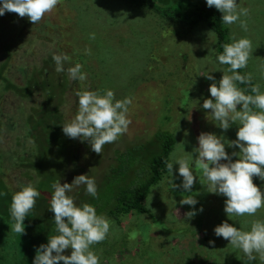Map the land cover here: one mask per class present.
<instances>
[{
	"label": "rangeland",
	"instance_id": "rangeland-1",
	"mask_svg": "<svg viewBox=\"0 0 264 264\" xmlns=\"http://www.w3.org/2000/svg\"><path fill=\"white\" fill-rule=\"evenodd\" d=\"M131 2L135 6L130 5ZM239 2L241 7L249 10L247 16L241 17L247 24V31L241 28L239 21L227 25L230 35L227 43L231 42L232 34L237 39L247 37L252 41V53L243 70L264 92V0ZM46 15L52 22L56 21L55 28H33L28 17H23V21L0 22V63L8 58L0 78V117L19 121L17 133L15 130L10 132L6 127L2 129L0 125V139L5 151L23 152L27 149H23V141L19 142L20 138L17 137L21 136L23 122L28 115L25 111H34L40 116L39 111L50 96L47 90L61 89L62 83H53L58 81L62 72L55 70L53 77H46L48 89L41 86L44 76L38 75L40 84L28 97L14 88L6 90V84L24 85L27 76L23 77L22 68L32 71L41 69L50 54L66 53L74 61L66 62L65 70L71 64L81 63L88 76L86 81H79L73 87L69 85L66 92L62 95V92L56 93L50 100L53 107L56 102L60 105L63 124L71 122L77 114L79 105L76 93L87 84V88L92 84L90 89L101 92L114 90L116 99L132 97L128 133L113 143L105 144L101 153L92 151L89 141L69 138L66 145L57 144L53 150L48 147L42 150L33 148L35 153L30 158L32 162L39 159V164L47 173L43 175L47 185L56 182L53 179L69 169L71 174L66 172L60 179L62 184L71 183L76 176L86 173L95 179L97 196L89 195L88 198L86 192L79 191L76 193V203L92 204L98 214H104L112 221L107 238L92 246L100 257V264H264V259L255 253L256 260L248 262L241 250L214 233V228L225 220L236 226L243 224L244 230H249L252 221L264 220V208L258 210L255 216H234L230 220L224 211L226 197L209 193L199 177L193 191L187 193L183 189L170 187L171 174L168 172L161 181L150 184V192L144 203L146 212L136 211L133 214V211L125 213L122 210L129 202L133 203L130 198L125 199L128 187L130 194L141 193L147 181L156 174L144 157L156 145L157 133L165 132L166 136L170 135L168 132L175 134L170 159L174 152L190 155L183 151L184 147L186 152L193 153L195 159L198 155L194 152L198 147L197 137L202 132L223 134L229 140L236 139L239 122L223 132L212 120L211 110L201 107L204 99L211 98L208 89L214 82L208 80L206 75L211 74L219 81L223 71L228 68L215 60V56L222 52L217 34L206 25L199 26L197 32H178L177 28L164 25V20H158L150 9H140L134 0H60L56 8ZM57 18L71 20V24H66L68 20L60 22ZM46 23L52 26L49 20ZM44 30H47L46 34ZM92 34L94 39L91 38ZM7 42L13 44L7 48ZM151 53H154L152 60ZM151 62L155 67L148 70ZM143 76L145 78L141 80ZM4 77L9 80L5 81ZM96 85L99 87L96 88ZM239 87L242 88L241 85ZM237 107L239 110L242 105ZM251 107L256 110L254 106ZM226 150L229 154L239 151L238 148ZM72 154L76 159L72 158ZM130 156L136 157V160H129ZM236 159L238 157H233L234 161ZM126 160L129 161L126 172H123L120 168ZM24 165L28 166L6 158L4 169L0 170L4 173H0V180L8 184L2 200L7 205L5 209H10L11 192L24 186L22 181L34 184V180L24 175ZM30 165L29 173L35 178L39 173ZM178 167L174 165L173 172V183L177 184L180 183L176 179ZM253 182L264 192V181L254 177ZM83 187L81 185L75 189ZM182 193L193 195L199 201L196 208L203 205V212L194 218H186V213L192 209L179 203L183 198ZM9 214L2 210L1 219L5 220ZM129 217H134L130 223L127 221ZM117 219H121L120 223ZM14 223L13 220L10 226ZM24 223V234L16 233L11 227L8 231L4 228L0 230V264H10L11 261V264H15V259L21 253V245L27 248L29 254V214ZM0 224L3 221L0 220ZM133 232L136 233L134 238L131 235ZM209 241H215V244ZM65 254L70 255L71 249L65 250ZM24 262L21 255L16 264Z\"/></svg>",
	"mask_w": 264,
	"mask_h": 264
},
{
	"label": "clouds",
	"instance_id": "clouds-1",
	"mask_svg": "<svg viewBox=\"0 0 264 264\" xmlns=\"http://www.w3.org/2000/svg\"><path fill=\"white\" fill-rule=\"evenodd\" d=\"M203 1L209 8L215 7L222 14L220 20L225 25L231 26L239 21L241 28L247 31V24L241 17L247 16L249 10L240 6L241 0ZM59 2L60 0H0V16L6 12H14L19 17H28L30 22L37 24L56 8ZM148 9L158 16V20H164V25L178 28L183 24L170 25L168 21L176 17L158 14L155 10ZM203 25L208 26L207 22L201 21L197 26H193V31L197 32L198 27ZM208 27L212 29V26ZM214 32L219 40L220 36ZM91 38H95L94 34ZM230 39L231 42L224 44L223 51L215 56L218 64L228 66L227 71H223L219 81L211 74L206 75L208 80L214 82L208 89L211 98L204 99L201 107L204 110H211L209 113L212 120L223 132L239 122L236 139L229 140L223 134L202 132L197 137L198 147L194 152L198 155L195 159L193 153L186 152L184 147L183 151L190 155L172 153L170 161L166 162V168L171 174L169 185L173 189L180 188L191 193L196 178L199 177L200 183L207 186L209 193L226 197L224 211L232 220L234 216H255L258 210L264 208V192L253 182L254 177L264 181V92H261L258 84L251 88L254 95L245 94V90L239 87V84L249 82L251 79L250 74L242 75L238 70L248 65L252 41L247 37L237 39L235 34H232ZM153 56L154 53H151V60ZM52 58L57 72H64L65 63L71 59L66 53L53 54ZM154 67L151 62L147 69L152 70ZM66 71L69 79L73 81L84 82L88 78L81 63H75ZM144 78L145 76L141 77V80ZM79 90L76 93L78 112L71 122L63 125V133L69 138H79L81 142L89 141L91 150L101 153L105 144L113 143L128 133L131 126L128 113L132 97L116 99L112 89H105L103 92L90 88ZM238 105H242L239 110ZM250 106H254L256 110ZM168 133L175 137V134ZM158 148L161 146L155 145L152 150ZM226 148H238L239 151L229 154ZM233 157L238 159L234 161ZM174 165L179 166L176 176V179L180 180L179 184L173 183ZM81 185L85 186L88 195L94 198L97 196L96 181L88 174L76 176L71 183L62 184L57 180L51 185L53 191L49 210L54 213L57 234L49 237L47 243L37 247L32 264H60L61 261L63 264H100V257L92 250V246L107 238L112 221L106 215L98 214L94 205L75 202L72 193ZM40 195V191L33 183L22 186L13 194L9 211L15 221L11 228L16 233H25L24 221L35 207ZM182 197L179 203L189 205L192 209L186 213V218H194L203 212V205L199 209L196 208L199 201L193 195L182 193ZM214 233L217 237L228 240L229 245L241 250L248 258V262L256 260L254 253L264 259V220L252 221L249 230H244L243 224L236 226L225 220L214 228ZM131 235L134 238L136 233L133 232ZM209 243L214 245L215 241ZM67 249H71L70 255L65 254Z\"/></svg>",
	"mask_w": 264,
	"mask_h": 264
},
{
	"label": "trees",
	"instance_id": "trees-1",
	"mask_svg": "<svg viewBox=\"0 0 264 264\" xmlns=\"http://www.w3.org/2000/svg\"><path fill=\"white\" fill-rule=\"evenodd\" d=\"M128 1V0H124ZM63 2V0H62ZM134 2H137V5H139L140 8L147 7L155 10L156 13L166 15L170 14L172 17H176L173 19H170L168 21V24H175V23H183L181 28L178 27L177 31L181 33H188L193 30V26H197L201 21L207 22L208 26H212V29L218 33V36H220L219 40L221 41L220 46L222 47L224 44H227V39L229 38V28L227 25H225L221 20V13L215 9V7L209 8L203 0H134ZM62 4V3H61ZM130 5L135 6V3L131 2ZM247 7V5L245 6ZM201 17H205L202 18ZM9 20H22L21 17L17 13L14 12H6L3 16H0V22H8ZM49 20L50 24L52 26H48L46 21ZM60 22H63L68 19L64 18H57ZM10 22V21H9ZM49 19L48 15H46L45 18H42L40 22L37 24L31 23V26L33 28H48L52 27L55 28L57 24ZM66 24H71V20H68ZM38 32V31H37ZM40 32V31H39ZM47 33V30H44V34ZM38 39V38H37ZM13 43L7 42L5 46L9 48ZM223 51V48H222ZM53 55L50 54L47 56L44 60V65L41 69L37 70H31L30 68H22V74L23 77L26 78L24 85H14L11 82H8L6 84V90H10L14 88L23 94V96L28 97L30 96L34 90V87L38 86L40 82L38 81L37 77L38 75L44 76V80L41 84V86L48 89V80L46 77H53L56 70V64L53 60ZM74 60H70L69 63H72ZM8 63V58L4 63H0V78L3 76V72L5 71V68ZM72 66V64H71ZM240 73L242 75H247L243 69H241ZM34 75V76H33ZM98 79V78H97ZM5 81H8L9 79L4 77ZM39 82V83H38ZM79 81H73L69 79L68 73L65 70L62 72L61 77H59L58 81L53 83L61 84V89L59 91H56L53 89V91L47 90L50 94L49 98L44 102L42 105L39 113L40 116L37 115L34 111L27 112L25 111V114L27 115L25 117V121L23 122V131L21 133V136H17L19 142L21 140L23 141L22 146L24 150L23 152H18L14 150L5 151L4 147L2 146V140L0 139V170L4 169V161L5 159H10L12 161H15L19 164H27L28 166H25V173L24 175L31 180H34V185L37 187V189L40 191L41 195L37 198L35 207L31 210L29 213V254H27V248H23L21 245L19 257L23 255L24 258V264H32L34 257L36 256L37 252L36 249L39 245L45 244L48 242V238L56 235L55 231V221H54V213L49 210L50 208V198L51 193L53 191L51 185H47L45 183L43 175L47 174L41 163L39 164V159L34 160L32 162L30 158L35 153V149L42 150L45 147H48L50 150H53L54 146L59 145H66L69 137H67L63 133V123L64 121L61 120V111L59 110L60 105H58V102L55 103V106L53 107L52 101H50L53 98V95H57L56 93H61V95L66 92L69 85H72V87L76 84H78ZM88 85V84H87ZM87 85L84 87H81L79 91L86 90ZM92 85V84H91ZM91 85L88 86L91 87ZM241 87L245 90V94H251L254 95V93L251 92V88L255 86V81L251 78L249 82H246L244 84H239ZM99 86L96 85V88ZM92 90H95L94 88ZM59 95V96H61ZM49 102V103H48ZM251 107V106H250ZM0 123L1 128L5 129L9 128V131H16L18 132L17 126L19 124V121L13 120L11 118L4 120L3 116L0 117ZM158 141H155L157 143V146H161V148H158L156 150H151L149 155L144 157L146 159V162L150 163V167L152 170L155 171V176H152L151 179L147 181V184L145 185V188L143 192H134L133 194L129 193L130 187H128V190L125 192V199L127 200V197L130 198L132 202H129V204L123 206L122 210L125 213L132 212L133 214H136V211L139 213L146 212V200L148 198V194L150 192V184L158 183L162 180L165 173L168 172L166 168V162L170 161V154L173 148V144L175 143V137L173 135L166 136L165 132L157 133ZM22 138V139H21ZM73 156V154H72ZM71 158V157H70ZM73 159L74 156L72 157ZM131 161H135L136 157L130 156ZM129 160H126L125 163H122V167L120 168L121 171L126 172V165ZM72 162H74L72 160ZM29 163L30 166H34L36 168L39 175L34 178L32 174L29 173ZM41 165V166H40ZM147 167V166H146ZM3 173V171H0V173ZM66 172L71 174V170H67L64 173H62L59 177L54 178L53 181L60 180L63 178V176L66 174ZM75 173V170L72 171ZM4 174V173H3ZM48 174H51L48 172ZM89 174V173H86ZM23 185H26L25 182ZM8 184H4L2 180H0V193H4V195H0V220L3 221V224H0V230H11L10 224L12 223L13 219H11V215L5 219H1V212L2 210L9 211V209H5L7 205H4L2 200L4 199V196L6 195V186ZM20 190V189H18ZM13 190L11 194L9 195L10 199H12L13 194L18 191ZM79 191H85V188L81 189H75L73 194L75 193V202H76V193ZM89 198V195L87 196ZM113 200V199H111ZM145 203V204H144ZM130 219L127 220L128 223L131 222V219L134 217H129ZM118 223L121 221V219L116 220ZM127 223V224H128ZM23 237V236H22ZM36 246V247H35ZM18 257V258H19ZM13 258V257H12ZM17 258V259H18ZM17 259H15V264L17 262ZM12 263V261H11ZM10 263V264H11Z\"/></svg>",
	"mask_w": 264,
	"mask_h": 264
}]
</instances>
